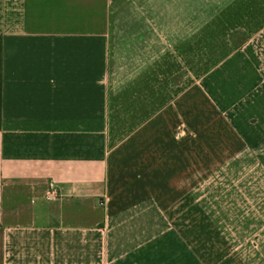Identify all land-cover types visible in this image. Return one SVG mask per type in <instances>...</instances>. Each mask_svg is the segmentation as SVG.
Wrapping results in <instances>:
<instances>
[{"label":"crops","instance_id":"crops-1","mask_svg":"<svg viewBox=\"0 0 264 264\" xmlns=\"http://www.w3.org/2000/svg\"><path fill=\"white\" fill-rule=\"evenodd\" d=\"M0 264H264V0H0Z\"/></svg>","mask_w":264,"mask_h":264},{"label":"built area","instance_id":"built-area-1","mask_svg":"<svg viewBox=\"0 0 264 264\" xmlns=\"http://www.w3.org/2000/svg\"><path fill=\"white\" fill-rule=\"evenodd\" d=\"M57 192H58V191H57L55 188L52 187V188H51L50 195H51V196L57 195Z\"/></svg>","mask_w":264,"mask_h":264}]
</instances>
